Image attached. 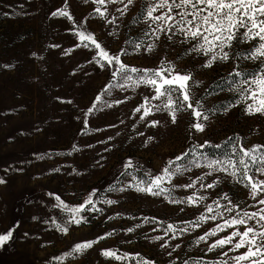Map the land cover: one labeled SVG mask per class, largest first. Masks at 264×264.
<instances>
[{
    "label": "rangeland",
    "instance_id": "obj_1",
    "mask_svg": "<svg viewBox=\"0 0 264 264\" xmlns=\"http://www.w3.org/2000/svg\"><path fill=\"white\" fill-rule=\"evenodd\" d=\"M152 2L135 0L124 16L115 12L116 7L123 5H109V12L119 19L108 24L94 13L97 5L92 0L87 4L84 0H67L72 21L51 15L65 7V0H0V179L6 181L0 184V234L15 228L13 239L0 247V264H184L185 260L193 264L198 258H221L207 252L205 244L194 243L216 222L177 233L175 240L171 239V232L165 235L168 224L189 227L185 222L196 220L204 211L203 204L191 207L169 203L163 196L115 189L132 183L133 176L139 180L149 178L146 172L160 174L170 160L186 152L189 155L177 161V165L192 161L204 165L206 159L201 151L225 142L228 156L233 143L246 149L264 145V115L247 114L244 109L252 101H241L238 91L250 86L245 81L264 74V57L251 59L259 41L240 38L226 49L227 61L204 67L210 57L191 52L193 42H181L183 37L179 35L172 40L163 34L160 40L151 35L143 17L147 3ZM74 22L83 24L110 54L126 50L128 54L121 55V60L130 67L155 70L163 62L164 67L172 66L175 71L190 74L198 81L190 89L192 98L200 100L209 115L205 130L197 132L192 128L196 121L191 110L178 112L176 123L171 122L166 111L140 121L142 113L135 109L145 96L154 95L145 86L112 88L104 93L113 82V69L95 63L93 57L99 50L82 46L73 34ZM146 32L149 34L145 35ZM131 40L142 43V47L135 49L129 43ZM149 45H154L152 51L147 50ZM230 73H239L234 85L216 90L219 78ZM98 95L101 103L107 101L113 106L101 107L98 103L100 110L86 116ZM117 100L124 102L116 104ZM152 120L160 123L150 127ZM206 141L205 147H198ZM193 149L194 152L190 151ZM228 156L212 159L206 155L212 160H225ZM238 156L237 152L233 159ZM129 160L134 167L128 169L131 175L126 176L124 165ZM209 171L203 166L191 167L182 176L174 177L172 183L185 185ZM217 178L222 183L214 189H201L199 183L188 189L172 188L167 183L164 187L172 188L173 196L180 199L202 193L208 197L204 203H211L228 193L234 203L249 212L264 207L249 197L247 188L224 173L213 172L203 183ZM93 190L97 193L95 200L111 199L117 203L97 202L96 207L102 212L82 213L85 222L68 224L70 214L57 206L55 196L69 206H77ZM57 225L66 226L68 232L59 231ZM129 228L134 230L128 232ZM107 233L113 234L83 254L73 253L76 244ZM156 236L163 239H153ZM165 243L168 247L161 246ZM176 244L180 247L174 248ZM107 249L136 258H106L101 252Z\"/></svg>",
    "mask_w": 264,
    "mask_h": 264
},
{
    "label": "snow or ice",
    "instance_id": "obj_2",
    "mask_svg": "<svg viewBox=\"0 0 264 264\" xmlns=\"http://www.w3.org/2000/svg\"><path fill=\"white\" fill-rule=\"evenodd\" d=\"M88 2L89 0H84L85 4ZM92 3L97 5L94 9L95 14L101 19H105L108 24H115L119 17L109 12V5H123V7H116L115 12L119 13L120 16H124L129 6L135 3V0H92ZM51 15L53 17H65L70 21L73 20L72 15L67 10V0H65L64 8L57 9ZM110 15L111 18H109ZM143 19L151 35L155 36L156 40H160V34H163L168 40H172L173 36L179 35L183 37L181 42H193L191 52L210 57L203 65L204 67H211L216 61H227L229 52L226 49L231 48L233 41L238 42L240 38L259 41L258 47L250 56L251 59L264 57V0H153L152 3H147ZM242 29L244 31H241ZM73 34L78 36L83 47L91 48L94 46L99 50L96 56L93 57L95 63L99 64L101 68L113 69L111 72L113 82L105 87L104 93L112 88L127 90L129 88H139L140 86H145L154 92L151 97L145 96L144 102L135 109L136 113H142L139 116L140 121H145L146 118L156 112L166 111L171 117V122L176 123L178 112L191 110L196 121L192 124V128L197 132L205 130L206 125L204 122L209 120V115L203 109L200 100L192 98L190 89L194 84H198V81H195L190 74L175 71L172 66L164 67L163 62L161 67L155 70L130 67L121 60V55L128 54L126 50L122 49L120 54H110L101 47V44L96 41L91 33L87 32L83 24L77 25L74 22ZM148 34V32L145 33V35ZM129 43L135 49L142 47V43L135 40H131ZM153 49L154 45H149L147 48L148 51ZM245 83L250 84V86L238 90L241 94V101L251 100L252 102L246 104L244 111L249 115L257 113L264 115V74L254 76L250 82L245 81ZM152 101H160V103L153 104ZM123 102V100L115 101L116 104ZM98 103L101 104V107L113 106L107 101L101 103V95H98L93 105L87 110L86 116L100 110L97 108ZM84 123L85 128H87V119ZM159 123L157 120H152L149 126L153 127ZM148 139L151 140L152 137ZM232 140L233 138L230 137L229 142ZM207 143L206 141L204 145L198 147L203 148ZM212 146L218 147L217 145ZM261 149H264V145L246 149L242 146L237 147L233 143L232 153L225 160H212L208 159L206 154H201L206 159L204 165H201L198 161L185 163L182 166L177 165V161H183L189 155L186 152L181 156H177L174 160H170L168 166L160 174L152 175L150 172H146L145 175L149 178L139 180L133 176L132 183L115 190L123 192L127 189H133L138 193L163 196L169 203L187 204L191 207H199L203 204L204 211L196 220L185 222L189 227L177 228L173 224H168L164 230L165 235L171 232V239L175 240L177 239V233H187L190 228H200L209 221L216 222L215 227L198 236L194 243L197 245L205 244L207 252L215 253L221 258L214 261H205L198 258L193 261V264H264V207H258L256 211L249 212L238 203H234L228 193H224L223 196L211 203H204L208 197L202 193L200 195L193 193V195L184 199L177 198L172 194V188H195L197 183H199L201 189H214L222 183L221 179L217 178L208 184L203 183V181L206 177L211 176L213 172H220L227 177H231L236 183L242 184L249 190V197L257 205L264 206V179L260 178L264 177V151ZM190 151L194 152V149ZM237 152L239 153L238 158L233 159ZM202 166L211 169V171L206 172L203 176H198L196 180H192L185 185H174L172 183L174 177L182 176L191 167L200 168ZM133 167L132 161H127L124 165L125 172L123 174L126 176L131 175L128 169ZM135 167L139 170V166ZM5 182V180L0 179V184ZM166 183L172 184V188L164 187ZM49 195L53 196L54 194L49 193ZM96 195V190H93L84 202L77 206L65 204L59 196H55V200L59 202L57 206L70 214L67 223L79 225L86 221V217L81 215L82 213L103 211V209L96 207L97 202L108 205L117 203V201L111 199L97 201L94 199ZM221 200L226 201V203H221ZM252 221H255V224L250 223ZM146 222H148L147 218ZM241 226H243V231H241ZM57 229L64 233L68 232L66 226L57 225ZM229 229H232V231L229 232ZM14 230L15 228L8 230L6 234H0V247H4L13 239ZM133 230L132 228L127 229L128 232ZM225 232H227V235H219ZM112 234L107 233L96 240L78 243L74 246L73 253L83 254V252L92 248L94 244ZM153 239L159 241L163 237L156 236ZM210 240L211 242H209ZM161 246L168 247V244L165 243ZM179 247V244L174 245V248ZM217 249L220 250L219 253L216 252ZM241 249L245 250L240 251ZM230 253L237 254L230 255ZM101 254L116 261L136 258L128 253L118 254L111 249L103 250ZM143 264H149V262L143 261ZM184 264H189V261L185 260Z\"/></svg>",
    "mask_w": 264,
    "mask_h": 264
},
{
    "label": "trees",
    "instance_id": "obj_3",
    "mask_svg": "<svg viewBox=\"0 0 264 264\" xmlns=\"http://www.w3.org/2000/svg\"><path fill=\"white\" fill-rule=\"evenodd\" d=\"M237 73H230L225 77H221L218 80L216 85V90H226L229 87L234 85V82L237 81ZM227 142L223 143L218 147L208 146L201 151L202 154H206L208 158L219 159L222 157L228 156L227 153ZM229 152V150H228Z\"/></svg>",
    "mask_w": 264,
    "mask_h": 264
}]
</instances>
